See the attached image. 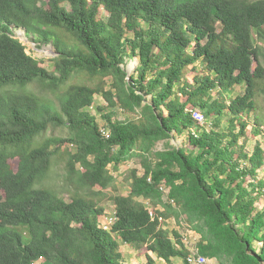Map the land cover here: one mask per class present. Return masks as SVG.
Segmentation results:
<instances>
[{"label":"trees","instance_id":"1","mask_svg":"<svg viewBox=\"0 0 264 264\" xmlns=\"http://www.w3.org/2000/svg\"><path fill=\"white\" fill-rule=\"evenodd\" d=\"M18 29L56 48L52 71ZM97 94L108 127L88 110ZM262 97L264 0H0V264H126L114 237L149 263L151 252L184 259V237L139 199L169 218L163 186L203 233L200 254L264 264V148L248 147L264 134ZM116 108L140 115L115 117ZM181 135L182 146L153 151ZM136 149L143 172L131 171L128 195L113 193L109 166ZM59 160L70 200L48 182ZM109 191L118 219L106 231Z\"/></svg>","mask_w":264,"mask_h":264},{"label":"rangeland","instance_id":"2","mask_svg":"<svg viewBox=\"0 0 264 264\" xmlns=\"http://www.w3.org/2000/svg\"><path fill=\"white\" fill-rule=\"evenodd\" d=\"M107 12L102 10L101 11V15L103 18L107 17ZM16 35L17 37H19L23 43L26 45L27 47V51L32 54L34 57H36L37 59H44L42 60V66L45 67L46 69H48L49 71L53 70V62H51L50 59H52L55 55L56 52V48L51 44H37L36 42H34L33 40H31V38L26 36L25 30H21L18 29L16 30ZM130 64V63H129ZM132 64V63H131ZM129 65V70L131 71V73L134 71L136 65L132 64ZM189 77L192 78L196 75L195 70H190V72L188 73ZM106 81L108 82V86L107 88L110 87V83H111V79L107 78ZM241 88L237 87L235 90V94L241 92ZM215 93V91L213 92ZM104 97L101 94H97L95 96V103L92 107H90L88 110L96 116L98 122L100 125L102 126H106L108 127V123L106 121V119L104 118V115L106 114V111H101L98 108L99 107H105L106 102L104 101ZM262 100L264 101L263 97ZM138 113H128L126 111H123L120 108H116L115 109V117H119V118H133V117H137V115H140V111H137ZM263 115H264V111H263ZM195 117L197 118L198 116L195 114ZM206 120V118H205ZM228 120V116H225V123H227ZM207 121V120H206ZM252 128V126L250 127ZM109 130V129H108ZM110 131V130H109ZM58 133L62 136H66V131L64 130H60L58 131ZM185 137L186 135H181V136H176L175 139H172L170 141L168 140H161L159 141L153 151H162L165 150L169 147V142L171 145H183L185 142ZM243 138L240 139V141H242ZM257 142L262 143V147L264 148V134L259 135L257 138L250 135V138L248 140V147L249 149H252L255 144ZM136 155L132 156L127 162L121 164V166L116 169L114 167V164H111L109 167L112 170V172L114 173L115 177H116V184L118 186V191L117 192H113V193H120V194H124V195H128L131 192V180L129 179V176L131 175V171L133 169H138L140 173L143 172V166H142V156L139 154H143L142 150L136 149L135 150ZM12 166L14 169L17 168V161L16 160H12L11 161ZM65 172V167L64 164L59 160L57 161V163L54 164L53 169L51 171L50 177H49V184L52 186V188H55L56 190L59 191V193L65 197L67 200H70V196L67 192H64L65 189H63L62 185H63V181H62V173ZM261 176L260 179L262 178V175L264 173V167L262 168L261 172H260ZM250 179V176L247 177V180ZM167 189L170 190V186H164ZM112 192H107L106 195V199H104L101 203L100 206H102L105 211L107 212H113L115 210L114 206H113V202H111V200L109 199V196H111ZM108 196V197H107ZM140 200L144 201L145 203L148 202L147 199L140 197ZM149 200V199H148ZM170 198L168 196V193L164 194L163 197V201L164 203H161L159 205V207L161 208V210L163 211H169L171 213L170 217L166 219V222L164 223V228L167 229L170 233H172V231L177 230L183 237H185V239L188 242V245L193 248V249H198V245L199 242L201 240L202 237V232L200 230H198L196 227V222H190V218L188 215L186 214H182L180 212V210L175 207L174 204L169 202ZM151 202V201H149ZM172 204V206L169 207V205ZM260 207H264V198H263V202L260 204ZM114 240H116L120 246V249L124 252V255L126 257V264H150L148 262V259L146 257V250L145 249H136L133 248L132 246H129L127 244H125L124 242H122L118 237H114ZM155 255V254H153ZM157 259V258H156ZM209 262L207 264H219L220 261L219 259H217L216 257L214 258H209ZM226 259V258H225ZM227 260V259H226ZM157 261L159 263L157 264H167L165 261H160L157 259ZM179 261V258H176L174 260V262H171L172 264H176ZM155 262V260H154ZM45 263V259H40L37 261V264H43Z\"/></svg>","mask_w":264,"mask_h":264},{"label":"built area","instance_id":"3","mask_svg":"<svg viewBox=\"0 0 264 264\" xmlns=\"http://www.w3.org/2000/svg\"><path fill=\"white\" fill-rule=\"evenodd\" d=\"M195 114L198 116L197 119L199 121H201V122L206 121L204 115L200 111H195L194 116H195ZM103 131H104V133H106L107 136H109L110 131L108 129L104 128ZM149 180L151 181V177H149ZM162 189L164 190L165 193H169V191H170L169 189H167L164 186L162 187ZM147 201L148 202H146V203L144 201L143 202L145 203L151 218L153 220L158 219L160 222L165 223L166 218L163 215H158L156 208H154L152 206L151 202H149L150 200L147 199ZM117 219H118V216H117L116 210H114L113 212L105 211L104 215L100 219L99 226L106 231H111L113 224L117 221ZM184 241H185V244L190 249V254L186 258L179 260L176 264H207L209 262L210 259L208 257L200 254L198 249H193L188 245V242L185 239V237H184Z\"/></svg>","mask_w":264,"mask_h":264},{"label":"crops","instance_id":"4","mask_svg":"<svg viewBox=\"0 0 264 264\" xmlns=\"http://www.w3.org/2000/svg\"><path fill=\"white\" fill-rule=\"evenodd\" d=\"M154 253H150V255H151V257H152V259H153V262H151L150 264H157V263H159L158 261H157V259L158 260H160V261H165L166 262V260H164V259H162V258H158L156 255H153ZM157 258V259H156ZM176 258H174L173 259V262H174V260H175ZM154 260H155V262H154ZM179 260H181V258H179ZM148 262H149V260H148ZM167 263V262H166ZM168 264V263H167Z\"/></svg>","mask_w":264,"mask_h":264},{"label":"water","instance_id":"5","mask_svg":"<svg viewBox=\"0 0 264 264\" xmlns=\"http://www.w3.org/2000/svg\"><path fill=\"white\" fill-rule=\"evenodd\" d=\"M57 54H58V52L56 51L54 55L56 56ZM129 71H130V70H129ZM130 72H131V71H130Z\"/></svg>","mask_w":264,"mask_h":264}]
</instances>
